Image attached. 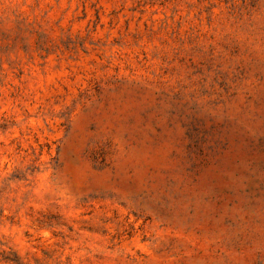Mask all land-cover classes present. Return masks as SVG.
<instances>
[{
	"label": "rangeland",
	"instance_id": "1",
	"mask_svg": "<svg viewBox=\"0 0 264 264\" xmlns=\"http://www.w3.org/2000/svg\"><path fill=\"white\" fill-rule=\"evenodd\" d=\"M0 264H264V0H0Z\"/></svg>",
	"mask_w": 264,
	"mask_h": 264
}]
</instances>
